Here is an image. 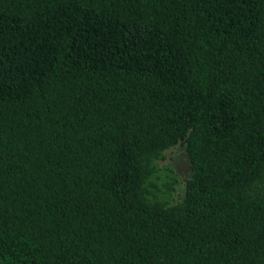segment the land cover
Returning a JSON list of instances; mask_svg holds the SVG:
<instances>
[{"label": "trees", "instance_id": "obj_1", "mask_svg": "<svg viewBox=\"0 0 264 264\" xmlns=\"http://www.w3.org/2000/svg\"><path fill=\"white\" fill-rule=\"evenodd\" d=\"M0 264H264V0H0Z\"/></svg>", "mask_w": 264, "mask_h": 264}, {"label": "rangeland", "instance_id": "obj_2", "mask_svg": "<svg viewBox=\"0 0 264 264\" xmlns=\"http://www.w3.org/2000/svg\"><path fill=\"white\" fill-rule=\"evenodd\" d=\"M166 162L172 164L181 181L189 177L190 171L188 161L181 147L176 146L168 150L166 152Z\"/></svg>", "mask_w": 264, "mask_h": 264}]
</instances>
